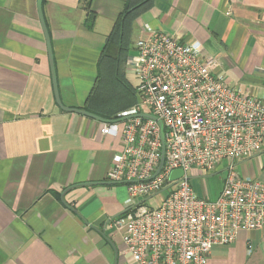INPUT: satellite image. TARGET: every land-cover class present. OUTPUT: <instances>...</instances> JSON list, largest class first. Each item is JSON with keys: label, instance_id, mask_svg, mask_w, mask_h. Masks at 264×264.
I'll list each match as a JSON object with an SVG mask.
<instances>
[{"label": "crops", "instance_id": "0c3cea01", "mask_svg": "<svg viewBox=\"0 0 264 264\" xmlns=\"http://www.w3.org/2000/svg\"><path fill=\"white\" fill-rule=\"evenodd\" d=\"M36 1L0 0V264H134L107 225L127 192L107 178L120 138L100 126L134 103L135 41L154 32L198 41L215 76L264 99V0H150L132 19L121 67L100 59L126 0H42L63 106L107 121L56 103ZM232 164L264 184V141ZM222 184L198 194L214 198ZM207 264H264V227L213 247Z\"/></svg>", "mask_w": 264, "mask_h": 264}, {"label": "built area", "instance_id": "2783aa9c", "mask_svg": "<svg viewBox=\"0 0 264 264\" xmlns=\"http://www.w3.org/2000/svg\"><path fill=\"white\" fill-rule=\"evenodd\" d=\"M201 53L200 42L164 32L137 39L128 60L138 78L136 102L100 126L120 138L107 178L127 192L124 214L107 225L120 232L134 264H207L213 247L264 227V184L232 164L262 148L264 99L215 76L216 61ZM224 161L218 195L198 194L190 175ZM174 169L183 173L172 181ZM158 195L155 205L147 203Z\"/></svg>", "mask_w": 264, "mask_h": 264}, {"label": "trees", "instance_id": "16d2710c", "mask_svg": "<svg viewBox=\"0 0 264 264\" xmlns=\"http://www.w3.org/2000/svg\"><path fill=\"white\" fill-rule=\"evenodd\" d=\"M149 3L150 0H126L121 14L114 21L112 28L106 38L102 51V58L100 59V64H103L105 60H108L110 62V65L117 66L118 64H120L121 67L130 45L129 35L132 19L139 8H143ZM93 23L94 12L87 9L84 25L87 28H92ZM133 96L135 103L137 99L135 91L133 92ZM116 114L117 113L114 114V117H116ZM122 214H124V212H122L120 215Z\"/></svg>", "mask_w": 264, "mask_h": 264}, {"label": "water", "instance_id": "95a60500", "mask_svg": "<svg viewBox=\"0 0 264 264\" xmlns=\"http://www.w3.org/2000/svg\"><path fill=\"white\" fill-rule=\"evenodd\" d=\"M36 2H37V10H38L39 18H40L41 27H42V30L44 32V36H45V39H46V45H47L48 57H49L48 59H49V64H50V70H51V76H52V83H53V90H54V96H55L56 103L62 109H65V110H73V111L82 113L84 115H87V116H89L91 118H94V119H97V120H100V121H107L106 119L101 118L100 116H97L96 114H93V113H90V112H87V111H84V110H80V109H77V108H67V107L63 106V104L61 102V99H60V96H59V92H58L56 74H55L53 57H52V48H51V45H50V38H49L48 31H47V28H46V25H45V22H44V19H43V14H42V0H37ZM139 116L148 117V118H151V119H154V120L156 119L155 116H153L151 114H148V113H141V114H139ZM158 124L162 128V123H161L160 120H158ZM161 138H162V132H161ZM162 142H163V140H162ZM163 159H164V148H163V145H162V147H161L160 162H159V166H158L157 171L161 167L162 162H163ZM182 173L183 172H182L181 169H174V170H172L170 172V174H169V180H172V181L176 180L177 178H179L182 175ZM167 187H165L164 190Z\"/></svg>", "mask_w": 264, "mask_h": 264}, {"label": "rangeland", "instance_id": "374dc122", "mask_svg": "<svg viewBox=\"0 0 264 264\" xmlns=\"http://www.w3.org/2000/svg\"><path fill=\"white\" fill-rule=\"evenodd\" d=\"M226 161L219 165L214 171L208 172L203 169L198 171L197 175H190V183L194 187L197 193L203 194L205 190L212 191L218 189L221 183V179L226 174L225 167L227 166ZM238 167V165H236ZM225 169V170H224ZM210 198V196H207ZM160 199V195L154 196L148 200V204L155 205Z\"/></svg>", "mask_w": 264, "mask_h": 264}]
</instances>
